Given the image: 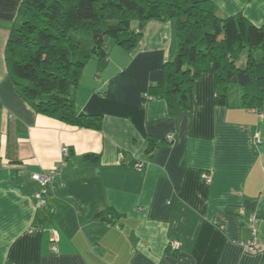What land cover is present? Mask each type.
Segmentation results:
<instances>
[{
    "label": "crops",
    "instance_id": "crops-1",
    "mask_svg": "<svg viewBox=\"0 0 264 264\" xmlns=\"http://www.w3.org/2000/svg\"><path fill=\"white\" fill-rule=\"evenodd\" d=\"M210 1L220 18L264 26V0ZM21 3L0 0V264H264V251L240 246L250 239L241 211L259 217L264 241V103L242 107L233 86L218 105L213 71L196 80L191 110L149 101L178 47L173 21H150L134 50L108 42L107 59L81 73L76 112L102 117L100 131L40 115L6 63ZM63 147L67 166L37 208L32 175L58 168Z\"/></svg>",
    "mask_w": 264,
    "mask_h": 264
},
{
    "label": "trees",
    "instance_id": "trees-1",
    "mask_svg": "<svg viewBox=\"0 0 264 264\" xmlns=\"http://www.w3.org/2000/svg\"><path fill=\"white\" fill-rule=\"evenodd\" d=\"M150 21H173L178 47L162 67L163 83L150 86L148 97L191 110L196 80L213 71L218 105L228 106L230 89L238 86L242 107H262L264 26L241 14L220 18L210 0H22L5 51L10 77L38 114L100 131L102 117L76 112L81 73L91 60L107 59L109 39L134 50ZM244 53L246 66L239 68ZM150 143L152 152L156 142Z\"/></svg>",
    "mask_w": 264,
    "mask_h": 264
},
{
    "label": "built area",
    "instance_id": "built-area-1",
    "mask_svg": "<svg viewBox=\"0 0 264 264\" xmlns=\"http://www.w3.org/2000/svg\"><path fill=\"white\" fill-rule=\"evenodd\" d=\"M139 33V30L136 31ZM165 38H168V36H165ZM146 98L150 101L153 98L148 97L146 95ZM260 117H263V114H260ZM263 141L261 138H257L255 140L256 145H261ZM61 161L60 166L56 169H54L50 175H42V174H33L32 179L33 181L38 185V191L34 194V198L36 200V207L37 208H44L48 204V197L50 195V186L54 182V180L61 176L63 173L64 168L67 166V161L70 157V150L68 147H63L61 149ZM123 158V155H120V160ZM142 167L143 165H137ZM201 178L208 184L212 182V176L208 173H203ZM240 218H245V226L250 232V239L247 241H244L240 243V246L243 250V252L247 255H255L259 253L260 251H264V241H262L259 237V223L260 219L256 214H252L247 216L244 211L240 212ZM111 226V225H110ZM182 244L180 241H171L169 248L172 251H178L181 249ZM58 248L56 245L52 247V252L57 253Z\"/></svg>",
    "mask_w": 264,
    "mask_h": 264
},
{
    "label": "rangeland",
    "instance_id": "rangeland-1",
    "mask_svg": "<svg viewBox=\"0 0 264 264\" xmlns=\"http://www.w3.org/2000/svg\"><path fill=\"white\" fill-rule=\"evenodd\" d=\"M175 30H176V29H175ZM176 38H177V34H176ZM108 42H109V43H111V42L113 43V41L110 40V39L107 41V44H108ZM246 60H247V57H246V56L244 57L243 55H241L240 58H239V60H238L237 63H236L237 66H238V67L242 66V65L245 63ZM234 87H235V89H238V88H239L238 86H234ZM236 87H237V88H236ZM235 89H234V90H235Z\"/></svg>",
    "mask_w": 264,
    "mask_h": 264
}]
</instances>
